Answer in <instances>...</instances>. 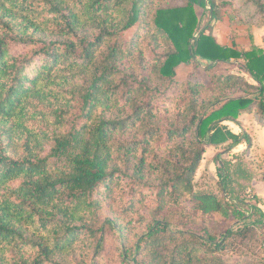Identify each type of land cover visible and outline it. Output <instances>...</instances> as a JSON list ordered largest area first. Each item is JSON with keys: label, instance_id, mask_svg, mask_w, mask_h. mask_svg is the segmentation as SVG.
Listing matches in <instances>:
<instances>
[{"label": "trees", "instance_id": "16d2710c", "mask_svg": "<svg viewBox=\"0 0 264 264\" xmlns=\"http://www.w3.org/2000/svg\"><path fill=\"white\" fill-rule=\"evenodd\" d=\"M166 1L0 0V264H264L232 162L196 189L264 121V49L208 34L212 0ZM190 64L208 77L179 83ZM242 229L259 252L230 262Z\"/></svg>", "mask_w": 264, "mask_h": 264}, {"label": "rangeland", "instance_id": "374dc122", "mask_svg": "<svg viewBox=\"0 0 264 264\" xmlns=\"http://www.w3.org/2000/svg\"><path fill=\"white\" fill-rule=\"evenodd\" d=\"M212 1L215 5L212 19L209 16V11L201 7H195L196 14L201 19L202 24L208 26V34L213 36L219 44L227 47H234L240 51H248L251 50L252 47L264 49V17L262 18L255 13L259 11L257 7L250 8L251 14L254 15L252 21L250 18L251 15L247 16L246 13L237 10L236 3H238L239 0ZM240 1L239 7L241 8L245 0ZM160 4L173 7H182L186 5V3L181 0H168L164 2V4L161 2ZM203 15L205 17L202 19ZM131 35V33H128V38H130ZM239 63H244V61L240 60L236 62L235 65ZM235 65L230 68L228 67L230 70L229 72H239L238 66ZM224 73L227 72L225 71ZM191 75H195V77L202 79L208 77L203 70L196 69L194 64H190L181 65L177 68L176 80L182 83ZM237 129L240 135L244 136L246 134L247 138L243 140L241 145H238L233 150L226 152L224 151L228 148L226 147V149H220L219 151L210 152L209 154L207 153L198 171L196 189L202 192L219 191L216 173L220 164L218 161L216 162L215 157L217 154H220V160L232 162L231 169L236 172L234 177L239 181L236 188L239 189L238 191L242 190L239 188L240 185L245 188V192L241 195L249 206V209L246 208L245 210L246 212L249 210L248 213L249 216H251L252 222L262 221L263 227L260 226L259 228L264 234V216L261 218L260 213H252L250 209V207H255L264 211V121H262L258 115H252L245 119L242 128L238 127ZM245 152H249V154L244 155ZM239 166H241L240 169H237ZM105 216L108 217L110 214L106 213ZM246 231V229H242L236 237L233 238L232 243L234 244L232 247L224 251L225 253H223V255L228 261L235 262L245 258H255L256 252H259V246H257L258 241L254 240L255 236H252L248 231V235H245Z\"/></svg>", "mask_w": 264, "mask_h": 264}, {"label": "crops", "instance_id": "0c3cea01", "mask_svg": "<svg viewBox=\"0 0 264 264\" xmlns=\"http://www.w3.org/2000/svg\"><path fill=\"white\" fill-rule=\"evenodd\" d=\"M250 116H252V115H247V116H245L244 118H243V123H244V121H245V119L248 117H250ZM249 154V152L247 153V155ZM263 186H264V183H263Z\"/></svg>", "mask_w": 264, "mask_h": 264}]
</instances>
